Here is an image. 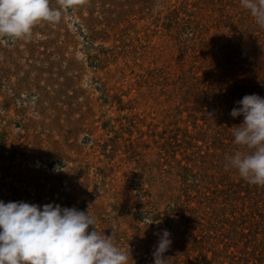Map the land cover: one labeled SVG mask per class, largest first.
I'll return each instance as SVG.
<instances>
[{
	"label": "rangeland",
	"instance_id": "1",
	"mask_svg": "<svg viewBox=\"0 0 264 264\" xmlns=\"http://www.w3.org/2000/svg\"><path fill=\"white\" fill-rule=\"evenodd\" d=\"M50 3L58 22L0 39V201L88 210L130 264L164 230L168 264H264V188L225 167L264 28L240 0Z\"/></svg>",
	"mask_w": 264,
	"mask_h": 264
},
{
	"label": "clouds",
	"instance_id": "2",
	"mask_svg": "<svg viewBox=\"0 0 264 264\" xmlns=\"http://www.w3.org/2000/svg\"><path fill=\"white\" fill-rule=\"evenodd\" d=\"M69 2L60 0L62 7ZM240 5L264 28V0H240ZM59 18L50 0H0V39L28 40L35 26ZM236 104L230 115L242 116L243 121L233 129L238 148L225 157V167L248 184L264 188V98L245 95ZM95 225L88 210L0 201V264H130L129 246H118L113 232L106 236ZM169 237L167 230L160 234L154 264H168L164 253L172 243Z\"/></svg>",
	"mask_w": 264,
	"mask_h": 264
}]
</instances>
